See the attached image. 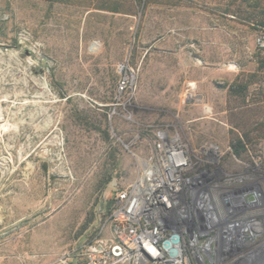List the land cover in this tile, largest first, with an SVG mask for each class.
Segmentation results:
<instances>
[{
  "label": "rangeland",
  "instance_id": "1",
  "mask_svg": "<svg viewBox=\"0 0 264 264\" xmlns=\"http://www.w3.org/2000/svg\"><path fill=\"white\" fill-rule=\"evenodd\" d=\"M101 1L0 0V264H78L108 218L115 167L143 150L133 138L145 139L148 110L185 120L202 106L189 133L237 169L264 162V138L246 140L255 124L264 134V118L215 115L224 71L239 68L251 93L237 113L261 116L264 52L257 31L225 14L229 0H110L117 11ZM240 145L253 155L229 156Z\"/></svg>",
  "mask_w": 264,
  "mask_h": 264
},
{
  "label": "built area",
  "instance_id": "2",
  "mask_svg": "<svg viewBox=\"0 0 264 264\" xmlns=\"http://www.w3.org/2000/svg\"><path fill=\"white\" fill-rule=\"evenodd\" d=\"M255 41L264 52V27ZM93 44H97L95 51L98 43ZM127 83L128 78L122 79L121 91ZM192 85L186 91L187 105L193 98ZM146 112L150 125H144L148 129L145 139L133 138L143 150H129L131 161L115 167L109 183L114 201L105 207L108 218L99 235L85 245L78 264H227L223 254L215 257L208 252L215 235L206 215L218 211L223 178L211 152L215 154L219 148L202 142L198 133H189L193 122L180 118L179 112ZM191 185L198 186L190 199L187 188ZM176 233L182 238L181 249L172 258L163 242Z\"/></svg>",
  "mask_w": 264,
  "mask_h": 264
},
{
  "label": "flooded vegetation",
  "instance_id": "3",
  "mask_svg": "<svg viewBox=\"0 0 264 264\" xmlns=\"http://www.w3.org/2000/svg\"><path fill=\"white\" fill-rule=\"evenodd\" d=\"M248 130L246 140L255 144V140L251 137L255 131L251 128ZM261 130L263 129L257 130V133L263 134ZM241 147V145L236 147V151H227L229 156L253 155L252 153L248 155ZM211 154L216 157L219 167L223 170V178L219 186L221 189H218L217 194L218 211L206 215L208 227L213 236L215 235L214 245L208 252L210 256L215 257L219 253L223 254L225 262L232 260L230 264H253L250 260H243L240 263L237 254L243 252L245 253L242 254L243 256L258 249L264 253L262 250L264 249V162L258 164L253 160H247L246 167L237 169L235 166L232 167L230 160L225 159V156H228L226 152L220 150ZM210 183L211 181L206 182L207 185ZM197 186L191 185L187 188V196L190 199L194 196ZM207 193L209 195V191ZM262 256L264 257V254Z\"/></svg>",
  "mask_w": 264,
  "mask_h": 264
},
{
  "label": "trees",
  "instance_id": "4",
  "mask_svg": "<svg viewBox=\"0 0 264 264\" xmlns=\"http://www.w3.org/2000/svg\"><path fill=\"white\" fill-rule=\"evenodd\" d=\"M152 1L153 0H137V3L139 6L145 7L151 4ZM101 2H103L101 5L102 8L112 9L116 11L119 10L118 7H113L111 6V4H109L110 0H102ZM226 6L227 7L225 9V14L234 16L233 18L234 20L252 27V29H254L257 32H259L261 28L264 27V0H229ZM263 68H264V64L261 69ZM250 82L251 81L245 80L237 84L235 83L232 86V89L230 90L231 96L237 95L241 97V99L239 100L240 105L245 104L247 102L246 99L251 93ZM253 93H256L257 96L252 101L260 102L261 101L260 99L264 101V91H262L261 88L257 91H254ZM257 130L260 131V126L258 124H255L253 131H257ZM262 138H264V135L258 133V135L254 137L255 140L254 142L257 143L259 142L258 140ZM243 148L245 149V147ZM108 176L106 181H109L110 179V177ZM111 203L108 205V207H111ZM87 228L88 227H86L85 230Z\"/></svg>",
  "mask_w": 264,
  "mask_h": 264
},
{
  "label": "crops",
  "instance_id": "5",
  "mask_svg": "<svg viewBox=\"0 0 264 264\" xmlns=\"http://www.w3.org/2000/svg\"><path fill=\"white\" fill-rule=\"evenodd\" d=\"M256 66L257 64H254V69L248 72L253 73L256 69ZM242 71H246V70H242ZM242 71L239 68H237L234 71H227V70L224 71L222 76H224V78L228 80V85L225 87V89L229 90V95L226 96V91H224L225 95L223 91L222 93L220 92V96L221 95L222 96L215 103V108L217 110L215 112V115L219 119H223V121L233 122L232 124H239V125L242 123L247 124V122L252 123L253 121H255L256 123V121L260 120V118L262 119L264 118V101H260L257 103V106L259 108L258 110H260L261 116L258 114V112H244L241 114L237 113L238 107H240V103L237 101H239L241 97L237 95L231 96L230 90L232 89V86L236 83L237 78L241 76ZM227 105H229L228 107L230 108L231 107H234V108L230 110L228 109ZM184 109H186V112H184L186 113L184 114L186 117L185 121H191L193 122L192 124H195V123L205 120V117H203L204 108L202 106L196 107L195 105L193 106L189 105L185 107ZM229 110L231 112H229Z\"/></svg>",
  "mask_w": 264,
  "mask_h": 264
},
{
  "label": "water",
  "instance_id": "6",
  "mask_svg": "<svg viewBox=\"0 0 264 264\" xmlns=\"http://www.w3.org/2000/svg\"><path fill=\"white\" fill-rule=\"evenodd\" d=\"M163 248L168 250L169 255L172 258H176L180 254V248H181V236L180 234L176 233L172 235L169 239L165 240L163 242ZM253 264H264L261 262H253Z\"/></svg>",
  "mask_w": 264,
  "mask_h": 264
},
{
  "label": "bare ground",
  "instance_id": "7",
  "mask_svg": "<svg viewBox=\"0 0 264 264\" xmlns=\"http://www.w3.org/2000/svg\"><path fill=\"white\" fill-rule=\"evenodd\" d=\"M95 45H97V44H93L92 49H95V48H94ZM214 147H215V149H218V148H219L217 145H215ZM259 250H261V249H258L256 252H255V251H253L252 253L249 252L250 254L248 253V254L243 255V256H242V254H245V253H243V252H242V253H238V254H237L238 257H237V256H236V257L240 259V261L238 260L240 263H241L243 260H244V261H246V260H247V261L250 260L252 263H253V262H256V263H257V262H261V261L264 263V261H263V258H264V257L262 256L264 253H262V251H259ZM262 250H264V249H262ZM239 256H240V257H239ZM236 257H234V258H236ZM244 258H245V259H244ZM231 261H232V260L230 259V260H227L226 262H227V264H229Z\"/></svg>",
  "mask_w": 264,
  "mask_h": 264
}]
</instances>
